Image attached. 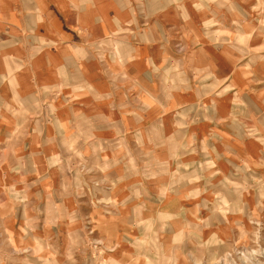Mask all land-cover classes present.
I'll return each mask as SVG.
<instances>
[{
	"label": "crops",
	"instance_id": "1",
	"mask_svg": "<svg viewBox=\"0 0 264 264\" xmlns=\"http://www.w3.org/2000/svg\"><path fill=\"white\" fill-rule=\"evenodd\" d=\"M263 19L264 0H0V264H184L244 220Z\"/></svg>",
	"mask_w": 264,
	"mask_h": 264
},
{
	"label": "rangeland",
	"instance_id": "2",
	"mask_svg": "<svg viewBox=\"0 0 264 264\" xmlns=\"http://www.w3.org/2000/svg\"><path fill=\"white\" fill-rule=\"evenodd\" d=\"M261 97L264 98V91ZM262 168L264 171V164ZM247 215L244 220L232 216L226 228L229 233L209 236L210 241L202 244L203 248L191 253L192 260L183 255L181 260L184 264H264V188L262 202L249 203ZM204 238L207 236L201 234V241ZM181 253L174 256L168 252L169 261H176Z\"/></svg>",
	"mask_w": 264,
	"mask_h": 264
}]
</instances>
